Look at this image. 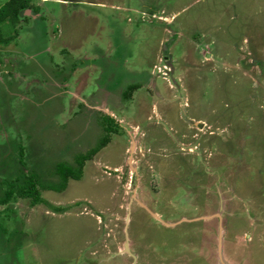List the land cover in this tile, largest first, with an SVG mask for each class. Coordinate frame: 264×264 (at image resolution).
Returning a JSON list of instances; mask_svg holds the SVG:
<instances>
[{"label":"rangeland","instance_id":"obj_1","mask_svg":"<svg viewBox=\"0 0 264 264\" xmlns=\"http://www.w3.org/2000/svg\"><path fill=\"white\" fill-rule=\"evenodd\" d=\"M30 4L0 24L18 31L0 48V179L21 150L44 204L0 206V264H264V0ZM105 135L80 180L47 189Z\"/></svg>","mask_w":264,"mask_h":264},{"label":"trees","instance_id":"obj_2","mask_svg":"<svg viewBox=\"0 0 264 264\" xmlns=\"http://www.w3.org/2000/svg\"><path fill=\"white\" fill-rule=\"evenodd\" d=\"M28 2L30 0H10L0 8V24L8 23L12 27L16 28L20 15L27 9H33ZM34 10H38L34 8ZM18 31H14V34L11 38H2L0 36V48L1 45L8 46L13 40L16 39ZM138 85L128 86L126 91L122 94L123 100H129L131 94L137 90ZM104 121L106 126L104 131L107 132V135L110 133H116L119 126L114 123L110 117H105ZM105 135L95 144L91 149H89L85 154H78L74 157L73 163H57L53 166L54 173H57L58 183L49 184L47 187L48 190L53 192H61L65 189L68 179L80 180V175L82 172V167L84 163L96 155L102 148H104L109 142V138ZM19 164V168L16 169L18 174L15 176L13 171L10 172L11 175L6 176V178L0 180V205H8L7 209L11 208L15 200L18 199H28L29 204L32 206L38 204H44L43 199L40 197V188L43 186L40 184L35 174L24 173V163L22 161V151L19 150L18 160L16 161ZM2 229V224H0ZM0 229V230H1ZM5 232V230H1ZM17 230H13L9 233L6 238V244L10 248V252L5 253L8 258H13L15 251V246L20 243L21 236ZM15 243V244H13ZM4 255V254H3Z\"/></svg>","mask_w":264,"mask_h":264},{"label":"flooded vegetation","instance_id":"obj_3","mask_svg":"<svg viewBox=\"0 0 264 264\" xmlns=\"http://www.w3.org/2000/svg\"><path fill=\"white\" fill-rule=\"evenodd\" d=\"M29 4L31 3V0H30V2H28ZM31 5V4H30ZM33 7V6H32ZM34 8H36V7H34ZM34 8L33 9H28V10H30V11H32V10H34ZM14 43V40L9 44V46L11 45L12 46V44ZM2 48V47H1ZM131 86V85H130ZM138 88H139V86H138ZM137 88V89H138ZM108 117V116H107ZM7 176V175H6ZM6 176L4 177V178H6ZM4 178H1V179H4ZM0 179V180H1ZM0 206H3L5 209H7V207H9L8 205H0Z\"/></svg>","mask_w":264,"mask_h":264},{"label":"water","instance_id":"obj_4","mask_svg":"<svg viewBox=\"0 0 264 264\" xmlns=\"http://www.w3.org/2000/svg\"><path fill=\"white\" fill-rule=\"evenodd\" d=\"M131 148H132V146H131ZM131 148H130V149H131Z\"/></svg>","mask_w":264,"mask_h":264}]
</instances>
